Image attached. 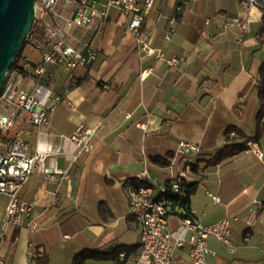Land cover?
Here are the masks:
<instances>
[{"label": "crops", "instance_id": "0c3cea01", "mask_svg": "<svg viewBox=\"0 0 264 264\" xmlns=\"http://www.w3.org/2000/svg\"><path fill=\"white\" fill-rule=\"evenodd\" d=\"M180 1L154 0L141 26V39L183 58L179 67L148 56L129 31L128 17L115 8L102 33L83 36L98 48L92 65L72 73L49 67L54 90L63 96L53 114V143L61 145V134L72 135L84 125L96 130L92 147L72 163L63 155L48 161L68 169L61 184L45 183L43 173H34L22 186V198L36 202L33 218L40 229L30 230L28 218L18 227L4 228L9 197H0V259L8 264L29 259L34 264H73L84 253L85 264L132 262L140 251L142 226L130 212L125 185L141 183L146 160L160 183L172 180V161L177 166L197 163V171L191 167L188 177L198 182L190 208L205 224L238 217L231 222L236 252L211 237L214 254L208 255L207 264H264V208L252 225L247 223L254 200L264 203V159L246 149L209 164L227 145L246 140L264 152V116L257 135V84L264 65V37L258 31L264 30V0L253 11L262 17L245 31H222L217 22L206 23L208 17L242 15L239 0H197L179 14L175 6ZM74 33L83 34L78 28ZM183 140L200 144L202 152L176 156ZM30 142L35 147L37 137ZM171 156L168 165L158 162ZM168 219V228L176 230L182 216L171 212ZM189 250L190 244L177 250L174 264H195Z\"/></svg>", "mask_w": 264, "mask_h": 264}, {"label": "built area", "instance_id": "2783aa9c", "mask_svg": "<svg viewBox=\"0 0 264 264\" xmlns=\"http://www.w3.org/2000/svg\"><path fill=\"white\" fill-rule=\"evenodd\" d=\"M195 1L197 0H181L175 6L177 13L180 14ZM239 2L243 9L242 15L208 17L206 23L217 22L222 31L234 27L248 30L251 22L262 17V14L258 17L253 14L254 9L262 7V3L261 0ZM153 7L154 0L36 2L34 25L17 60L7 71L0 92V197H9L4 228L18 227L24 218H28L27 226L30 230L40 229L39 223L33 218L36 202L22 198V186L34 173H43L45 183L61 184L69 176L68 169H61L48 161L52 157L63 155L72 163L92 147L96 130L84 125H80L72 135L61 134V145L53 143V114L63 96L54 90L49 67H61L72 73L78 67L92 65L98 57V48L83 36L92 31L95 34L102 33L111 9L115 8L128 17L129 31L140 40L141 48L148 56H155L170 67H179L183 63L182 57L167 55L163 50L154 48L148 40L141 39V26ZM176 19L173 17L172 22ZM77 28L83 33L81 37L74 33ZM258 35L264 37V30L260 29ZM26 44L34 52L25 53ZM144 73L148 74L147 71ZM70 84H77L75 78L71 77ZM108 87V84H104V88ZM72 110L76 111V106H72ZM137 126L146 128L142 123ZM34 135L37 137V144L32 147L30 138ZM42 137L45 138L44 142H40ZM247 146V150L264 159V152L256 142L249 140ZM201 152L200 144L187 140L179 142L176 148V156L185 157ZM143 162L145 167L139 174L141 183L125 185L130 212L142 226L140 251L128 264H174L177 250L186 244H190L189 255L195 264H207L208 255L214 254L208 244L211 237L225 244L230 253L236 252L231 237V222L238 219L237 216L205 224L191 210L190 216H182L181 224L176 230L168 228L171 208L159 198L171 190L176 193L181 191V180H189L192 167L190 162L177 166L172 161L169 167L172 180L166 183H160L153 178L147 161ZM213 199L219 201L218 196H213ZM263 208L262 201L254 200L249 208V225L262 215ZM180 213L184 214L185 209L181 208ZM1 233L0 228V243ZM0 264L8 263L0 259ZM26 264H34L33 259H29Z\"/></svg>", "mask_w": 264, "mask_h": 264}, {"label": "water", "instance_id": "95a60500", "mask_svg": "<svg viewBox=\"0 0 264 264\" xmlns=\"http://www.w3.org/2000/svg\"><path fill=\"white\" fill-rule=\"evenodd\" d=\"M37 1L0 0V92L34 25Z\"/></svg>", "mask_w": 264, "mask_h": 264}, {"label": "trees", "instance_id": "16d2710c", "mask_svg": "<svg viewBox=\"0 0 264 264\" xmlns=\"http://www.w3.org/2000/svg\"><path fill=\"white\" fill-rule=\"evenodd\" d=\"M258 93H259V99L261 103V108L258 113V136L262 132V118L264 116V65L261 66L259 71V77H258ZM247 141L243 143H236V144H230L218 151L216 156L209 162V164H218L224 159L233 157L242 151L247 149ZM173 156L167 158V159H158V162L162 165H168L170 163V159ZM198 164L193 163L192 170L197 171ZM198 187L197 181L182 179L181 180V191L179 193H176L174 191H168L164 194L163 197H160V200H163L164 203L171 208V212L179 213L181 216L186 217L191 215V208L189 205L191 196L193 193L196 192ZM185 209V213H180V209ZM170 212V213H171ZM86 254L84 253H78L76 257L74 258L73 264H85Z\"/></svg>", "mask_w": 264, "mask_h": 264}, {"label": "rangeland", "instance_id": "374dc122", "mask_svg": "<svg viewBox=\"0 0 264 264\" xmlns=\"http://www.w3.org/2000/svg\"><path fill=\"white\" fill-rule=\"evenodd\" d=\"M25 53H28V52H34L33 51V48L30 46V45H27L26 44V47H25V50H24ZM36 55H37V52H35Z\"/></svg>", "mask_w": 264, "mask_h": 264}]
</instances>
